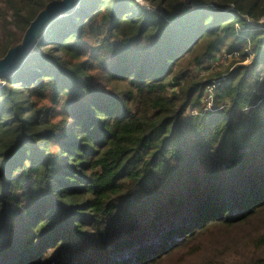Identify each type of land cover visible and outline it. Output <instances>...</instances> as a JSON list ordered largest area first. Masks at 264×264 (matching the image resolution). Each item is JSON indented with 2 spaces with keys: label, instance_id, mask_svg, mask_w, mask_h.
<instances>
[{
  "label": "trees",
  "instance_id": "16d2710c",
  "mask_svg": "<svg viewBox=\"0 0 264 264\" xmlns=\"http://www.w3.org/2000/svg\"><path fill=\"white\" fill-rule=\"evenodd\" d=\"M52 1L0 0V59ZM147 1L77 0L1 78L0 264H264V0Z\"/></svg>",
  "mask_w": 264,
  "mask_h": 264
},
{
  "label": "water",
  "instance_id": "95a60500",
  "mask_svg": "<svg viewBox=\"0 0 264 264\" xmlns=\"http://www.w3.org/2000/svg\"><path fill=\"white\" fill-rule=\"evenodd\" d=\"M76 2L77 0L52 1L37 14L26 29L21 43L11 48L7 54L0 59V79L13 72L17 68L19 62L30 53L34 40L37 37L39 38L44 27L51 20L61 17L64 13L70 12Z\"/></svg>",
  "mask_w": 264,
  "mask_h": 264
},
{
  "label": "rangeland",
  "instance_id": "374dc122",
  "mask_svg": "<svg viewBox=\"0 0 264 264\" xmlns=\"http://www.w3.org/2000/svg\"><path fill=\"white\" fill-rule=\"evenodd\" d=\"M147 1V0H146ZM213 9V8H212ZM187 12H191V10L190 11H187ZM186 13V12H185ZM9 20H11V17L9 18ZM176 20V19H175ZM1 37H3V33H1V31H0V41H1ZM38 41H39V38L37 37L35 40H34V42H33V44H32V46H31V51H30V53L26 56V57H28L33 51H35V50H37L38 48H37V45H38ZM0 46H1V43H0ZM217 56H219V58L220 59H218V60H220L219 62H220V64L216 67V69H217V72L218 71H223V70H225L226 68H229L227 71H225V72H228V71H231L232 70V68L233 67H236V65H237V62L236 61H238V60H241V57L240 56H235V55H228V54H219V55H217ZM216 56V57H217ZM218 60H215L214 62L215 63H218ZM250 60H251V58H249V59H247L245 62H244V65L245 64H248L249 62H250ZM228 73H226L225 75H223V77H226V75H227ZM3 80H1L0 79V85H1V83H3L2 82ZM217 83V82H216ZM214 87L213 86H210L209 87V89H207V93H206V97H205V101H209L210 100V98H211V93H212V89H213ZM207 106H208V104H207ZM30 115V113H28L27 114V116H29Z\"/></svg>",
  "mask_w": 264,
  "mask_h": 264
},
{
  "label": "built area",
  "instance_id": "2783aa9c",
  "mask_svg": "<svg viewBox=\"0 0 264 264\" xmlns=\"http://www.w3.org/2000/svg\"><path fill=\"white\" fill-rule=\"evenodd\" d=\"M137 4H139L141 7H143L144 9L146 10H149V11H152V12H155V7H153L148 1L146 0H134ZM196 8V5L192 2V0H183L182 2V8H181V11L179 14L173 16L171 19L172 20H175L177 19L182 13H185L187 11H192ZM210 8H213L212 6H210ZM228 10H233V7L232 6H229L227 8ZM170 19V20H171ZM247 23L249 25H252L253 26V22L249 19H246Z\"/></svg>",
  "mask_w": 264,
  "mask_h": 264
}]
</instances>
